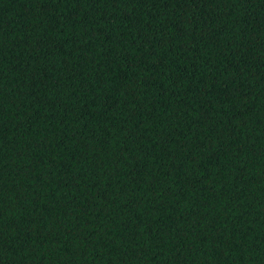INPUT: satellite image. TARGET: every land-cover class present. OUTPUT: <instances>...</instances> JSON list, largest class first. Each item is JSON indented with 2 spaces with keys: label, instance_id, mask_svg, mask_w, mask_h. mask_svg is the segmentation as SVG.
<instances>
[{
  "label": "trees",
  "instance_id": "1",
  "mask_svg": "<svg viewBox=\"0 0 264 264\" xmlns=\"http://www.w3.org/2000/svg\"><path fill=\"white\" fill-rule=\"evenodd\" d=\"M0 264H264V0H0Z\"/></svg>",
  "mask_w": 264,
  "mask_h": 264
}]
</instances>
